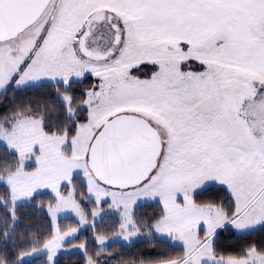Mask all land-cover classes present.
Returning a JSON list of instances; mask_svg holds the SVG:
<instances>
[{"label": "snow or ice", "instance_id": "1", "mask_svg": "<svg viewBox=\"0 0 264 264\" xmlns=\"http://www.w3.org/2000/svg\"><path fill=\"white\" fill-rule=\"evenodd\" d=\"M146 60L159 70L148 79L132 75ZM190 60L204 70H183ZM88 72L102 82L79 99L73 78ZM46 80L64 86L58 112L25 109L0 122V141L19 157L0 164L13 206V225L0 227L6 242L17 202L41 189L56 194L53 218L61 210L79 214L60 185L82 170L97 203L110 197L111 207L123 209L125 240L148 227L149 235L183 242L182 256L159 264H264V247L254 244L238 256L218 251L229 229L240 236L264 229V0H0V94ZM35 150L39 167L25 171ZM213 181L227 186L233 208L196 202ZM141 198L162 201L154 224L134 219ZM75 231L61 235L57 227L43 245L50 261ZM29 255L0 264H25Z\"/></svg>", "mask_w": 264, "mask_h": 264}, {"label": "trees", "instance_id": "2", "mask_svg": "<svg viewBox=\"0 0 264 264\" xmlns=\"http://www.w3.org/2000/svg\"><path fill=\"white\" fill-rule=\"evenodd\" d=\"M153 68V64L144 63L135 69L137 74L148 75ZM72 84V94L79 99H86L84 92L86 88L91 87L96 78L93 75H87L82 79H74ZM57 89L60 93L64 92V86L58 85L53 82H44L42 86L28 87L17 90L15 87H9L7 92L0 94V119L4 120L5 117L11 118L15 112H29L32 114H43L45 112L52 114L58 112L60 109L61 101L58 99ZM88 114L86 106L80 110L78 120L85 122V117ZM53 124L56 123L55 115H52ZM48 118L46 117V124ZM46 131L49 130L47 127ZM54 130V129H53ZM18 154L10 153L5 149L4 145L0 147V164L2 163H16L18 162ZM226 194L227 188L225 186L212 185L204 190V196L199 197L200 201L209 200L210 198L221 197L222 193ZM50 192H41L35 196L32 201L24 202L15 207L16 223L14 225V234L7 238L0 236V258L14 261L19 252H23L32 244V238L40 235L43 237L52 226L50 213L47 209L49 204L56 202V197ZM45 197V198H44ZM9 199V189L4 185H0V214L6 215L9 220L6 221L9 226L13 225V221L9 216V212L13 210V206L7 203ZM221 199V198H220ZM147 213L152 214L154 218L160 217L162 214L163 205L161 202L149 203L146 206ZM4 225V224H2ZM0 225L1 227H3ZM104 231V227H100ZM91 230H86L84 233L85 238H90L86 242V247L92 248V245L99 246L96 239L90 237ZM221 247L218 251L223 255H240L243 248L248 245H256L258 248L264 247V229H259L246 236H240L229 229L221 234ZM84 242L80 243L83 244ZM113 246V245H112ZM123 246V245H122ZM124 249L120 251V255L129 260H139L146 257H157L158 254L164 252L176 251L177 246L172 244L168 239L160 237L144 238L131 242L129 245H124ZM89 254H85L81 250L67 251L61 253L55 264H88ZM45 258L40 259V264H45ZM25 264H38L37 262H29Z\"/></svg>", "mask_w": 264, "mask_h": 264}, {"label": "rangeland", "instance_id": "3", "mask_svg": "<svg viewBox=\"0 0 264 264\" xmlns=\"http://www.w3.org/2000/svg\"><path fill=\"white\" fill-rule=\"evenodd\" d=\"M144 63H151L150 61H144L141 64H139L137 67L133 68L131 70V74L139 77L140 79H148L151 77V75L159 70L158 65L153 64V68L151 69V72L146 74H137L135 73V69L138 68L140 65ZM183 70L186 71H203L204 67L200 64L199 61L196 60H190L187 62V66L184 67ZM87 75H93V73L88 72L85 74L84 77ZM83 77V78H84ZM95 83L91 86L86 88V90H90L93 88L94 85H99L102 81L99 77H96ZM76 78H73V80ZM82 79V78H81ZM44 82H53L51 80H46ZM96 90H99L98 88ZM3 120L0 119V122ZM86 122V121H85ZM4 145L2 141H0V147ZM40 153L38 150L34 151V154L30 157L26 158L24 160V169L25 171L32 172L35 171L37 167H39L38 162L36 161V156H39ZM3 183H0V185ZM212 185H218V186H225L220 183H217L215 181L208 182L206 185V188ZM227 188V186H225ZM110 190H116V189H110ZM41 192H50L55 195V192L50 189H41L39 190ZM60 192L63 196L67 197L68 194L71 192L73 193V198L75 199L76 203L79 204L81 212L78 214L75 210L68 209V210H61L58 212L53 218L52 214L50 213L51 220H52V226L48 230V232L41 237L40 235L34 236L32 238L33 244L26 248L23 252L31 253V255L27 256L25 258V263L29 262H37L40 264V259L42 257L45 258L46 263L45 264H55V261L57 257L61 253H65L67 251L71 252L74 250H81L85 254H89V257H91L93 260L97 261V264H159L160 261L166 260L169 258H176L179 256H182L184 254V245L183 242L171 237H168L166 234H158L154 231L151 232L149 235L150 229L148 227H140V234L132 237L130 240H125L123 236L120 235V224L123 222L122 216H123V209L122 208H115L111 207V198L110 197H104L101 199L99 203L95 201V196L92 193H89L86 177L83 176L82 170H76L73 173V180L71 184H67L66 182L62 183L60 185ZM198 195L194 196V199L198 204H206V203H222L223 206L226 209H230L234 207V198L231 196L230 191L227 189V192L225 194L222 193L221 197H215L210 198L209 200H203L199 199L206 197L204 196V190H198ZM45 198V197H44ZM221 198V199H220ZM31 199H22L17 202V205L22 204L24 202H30ZM161 202L159 198L154 199H145L141 198L137 201L135 205L132 206V214L134 219L137 221L138 226L141 224L150 225L154 224L155 220L159 217L154 218L152 214L147 213V204L153 203V202ZM57 202V197H56ZM56 202L54 204H49L52 206H55ZM10 204V203H9ZM49 205L47 209L49 208ZM10 206H12L10 204ZM49 211V210H48ZM93 212L98 213V215L93 216ZM81 215L83 216V219H81ZM9 218L6 215L0 214V225L4 224L6 221H8ZM3 226V225H2ZM104 227V231L100 230V227ZM1 227V226H0ZM57 227L59 228L60 234L63 235L65 232H68L70 229H76L74 233L70 236H65L64 239L61 241V247L57 250L56 254L52 257V260L50 261L48 259L49 253L47 250L43 249L44 243H46L48 240L52 239V237L55 235ZM206 226L201 224L200 226V235L203 236V229ZM86 230H91L90 237L93 239H96L99 242V237L105 238V244L96 246L92 245V248L86 247V242L90 239L85 238L82 233ZM154 237H160L163 239H168L172 244L177 246L176 251H170L164 252V254H158L157 257H146L141 258L139 260H129L127 257L124 258L120 255V251L124 249V245H129L131 242L144 239V238H154ZM83 243L84 248H80V243ZM113 245V246H112ZM123 245V246H122ZM33 249H36L35 252H33Z\"/></svg>", "mask_w": 264, "mask_h": 264}, {"label": "crops", "instance_id": "4", "mask_svg": "<svg viewBox=\"0 0 264 264\" xmlns=\"http://www.w3.org/2000/svg\"><path fill=\"white\" fill-rule=\"evenodd\" d=\"M217 183H219V182H217Z\"/></svg>", "mask_w": 264, "mask_h": 264}]
</instances>
